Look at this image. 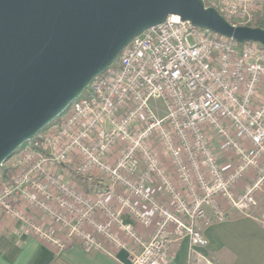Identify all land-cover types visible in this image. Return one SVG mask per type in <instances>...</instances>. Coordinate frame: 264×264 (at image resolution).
Segmentation results:
<instances>
[{"label": "built area", "instance_id": "1", "mask_svg": "<svg viewBox=\"0 0 264 264\" xmlns=\"http://www.w3.org/2000/svg\"><path fill=\"white\" fill-rule=\"evenodd\" d=\"M202 1L264 30V0ZM261 198L264 47L177 15L130 41L0 167V219L58 249L128 250L129 264H169L184 238L188 264H211L204 228Z\"/></svg>", "mask_w": 264, "mask_h": 264}, {"label": "water", "instance_id": "2", "mask_svg": "<svg viewBox=\"0 0 264 264\" xmlns=\"http://www.w3.org/2000/svg\"><path fill=\"white\" fill-rule=\"evenodd\" d=\"M169 15L264 47L263 29L232 26L202 0H0V167Z\"/></svg>", "mask_w": 264, "mask_h": 264}, {"label": "crops", "instance_id": "3", "mask_svg": "<svg viewBox=\"0 0 264 264\" xmlns=\"http://www.w3.org/2000/svg\"><path fill=\"white\" fill-rule=\"evenodd\" d=\"M155 194L160 196L159 192ZM123 218L135 225L127 215ZM52 230L61 233L57 227ZM203 234L208 243L198 252L211 264H264V202L259 201L248 214L233 213L225 221L211 224ZM170 249L169 264L189 263L186 238L173 243ZM129 257L125 249L112 254L85 251L73 240L58 249L31 234L22 223L0 219V264H129Z\"/></svg>", "mask_w": 264, "mask_h": 264}, {"label": "rangeland", "instance_id": "4", "mask_svg": "<svg viewBox=\"0 0 264 264\" xmlns=\"http://www.w3.org/2000/svg\"><path fill=\"white\" fill-rule=\"evenodd\" d=\"M221 161H222L223 163H225L227 160H226L225 157L223 156ZM260 202H264V198H261V199H260ZM233 213H239V212H233ZM233 213H232V214H233ZM248 213H250V212H248Z\"/></svg>", "mask_w": 264, "mask_h": 264}]
</instances>
